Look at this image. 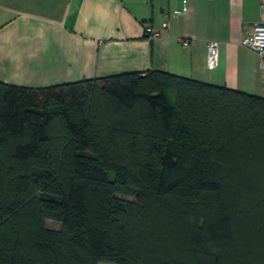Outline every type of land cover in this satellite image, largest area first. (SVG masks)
Returning <instances> with one entry per match:
<instances>
[{"label": "trees", "instance_id": "obj_1", "mask_svg": "<svg viewBox=\"0 0 264 264\" xmlns=\"http://www.w3.org/2000/svg\"><path fill=\"white\" fill-rule=\"evenodd\" d=\"M101 262L264 264L263 96L161 70L0 81V264Z\"/></svg>", "mask_w": 264, "mask_h": 264}, {"label": "crops", "instance_id": "obj_2", "mask_svg": "<svg viewBox=\"0 0 264 264\" xmlns=\"http://www.w3.org/2000/svg\"><path fill=\"white\" fill-rule=\"evenodd\" d=\"M183 1L0 0V81L41 87L161 70L264 97L259 56L241 43L261 20V0H186L175 15ZM210 40L219 43L213 70Z\"/></svg>", "mask_w": 264, "mask_h": 264}, {"label": "built area", "instance_id": "obj_3", "mask_svg": "<svg viewBox=\"0 0 264 264\" xmlns=\"http://www.w3.org/2000/svg\"><path fill=\"white\" fill-rule=\"evenodd\" d=\"M187 11V1H183V7L175 11V15H182ZM261 20L257 23L253 31L245 36L241 43L247 48L254 50L259 56V72L262 85L264 86V0H261V11H260ZM169 13L164 14V21L162 23V28H166L169 25ZM146 33L150 38H155L159 36L160 31L153 29L151 26H146ZM181 43L184 46H189L192 44L190 38L181 37ZM219 61V43L216 40H210L208 42L207 48V67L208 69H215Z\"/></svg>", "mask_w": 264, "mask_h": 264}, {"label": "rangeland", "instance_id": "obj_4", "mask_svg": "<svg viewBox=\"0 0 264 264\" xmlns=\"http://www.w3.org/2000/svg\"><path fill=\"white\" fill-rule=\"evenodd\" d=\"M46 225L49 227V228H53V229H57L61 226V222L59 221H55L54 219H46ZM101 264H107L106 262H101Z\"/></svg>", "mask_w": 264, "mask_h": 264}]
</instances>
